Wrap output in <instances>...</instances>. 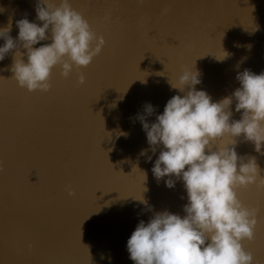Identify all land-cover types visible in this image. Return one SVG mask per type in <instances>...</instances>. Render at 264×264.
Listing matches in <instances>:
<instances>
[{"label": "water", "instance_id": "1", "mask_svg": "<svg viewBox=\"0 0 264 264\" xmlns=\"http://www.w3.org/2000/svg\"><path fill=\"white\" fill-rule=\"evenodd\" d=\"M68 2L104 40L87 66L65 77L53 66L48 90L29 92L11 77V52L0 60V264H132L125 241L151 215L136 199L180 215L186 202L178 179L166 188L153 178L159 149L146 152L147 162L139 155L148 145L135 114L144 102L159 113L181 94L168 81L182 70L199 73L194 87L212 101L238 87L237 72L264 71V0ZM34 3L0 0V27L11 19L15 38L16 20H35ZM223 51L230 55L218 61ZM239 116L232 111L230 120ZM234 139L237 155L254 156L264 169V155ZM235 193L256 209L253 238L241 245L253 264H264V188L253 183Z\"/></svg>", "mask_w": 264, "mask_h": 264}, {"label": "clouds", "instance_id": "2", "mask_svg": "<svg viewBox=\"0 0 264 264\" xmlns=\"http://www.w3.org/2000/svg\"><path fill=\"white\" fill-rule=\"evenodd\" d=\"M34 12V21L26 15L15 21V38L9 35L11 19L0 27V60L11 52V77L29 92L48 90L53 66L59 65L61 77L74 67L87 66L104 43L68 0H35ZM228 55L223 51L216 59ZM83 79L78 76L77 83ZM235 80L238 87L212 101L203 89L194 87L200 83L199 73L182 70L175 83L168 81L181 94L168 98L159 113L144 102L135 114L148 145L139 155L147 162L152 156L146 152L159 149L150 168L153 178L157 182L164 178L166 188L178 179L186 202L180 215L167 209L152 211L146 200L136 199L151 215L139 220L125 241L132 264H253L241 241L253 238L256 209L243 206L235 189L253 183L264 188L260 174L264 169L258 168L254 156L237 155L234 138L250 142L254 152L264 155V71L245 68ZM232 111L240 114L239 119L230 120ZM154 113V120L146 119ZM225 137L228 143L212 150V144ZM68 194L72 195L71 189Z\"/></svg>", "mask_w": 264, "mask_h": 264}, {"label": "snow or ice", "instance_id": "3", "mask_svg": "<svg viewBox=\"0 0 264 264\" xmlns=\"http://www.w3.org/2000/svg\"><path fill=\"white\" fill-rule=\"evenodd\" d=\"M87 6H90V5H89V4L81 5V7H87ZM251 240H252V239H251ZM251 240H245V243L250 242Z\"/></svg>", "mask_w": 264, "mask_h": 264}]
</instances>
